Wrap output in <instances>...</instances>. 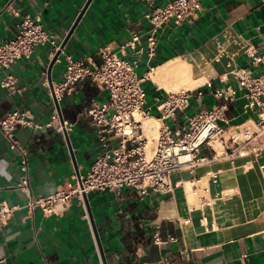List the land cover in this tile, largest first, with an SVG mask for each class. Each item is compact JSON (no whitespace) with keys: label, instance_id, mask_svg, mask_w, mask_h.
I'll return each mask as SVG.
<instances>
[{"label":"crops","instance_id":"1","mask_svg":"<svg viewBox=\"0 0 264 264\" xmlns=\"http://www.w3.org/2000/svg\"><path fill=\"white\" fill-rule=\"evenodd\" d=\"M86 1L0 0V41L15 35L19 18L10 9H18L22 14H39L43 28L61 43ZM168 1L90 0L63 52L85 64H97L101 46L109 45L118 53L132 32L148 27L143 14L149 2L163 6ZM247 43L264 53L263 0H202L195 18L177 26L167 24L158 32L154 59L148 61L142 55L136 68L139 76L146 74L143 88L147 82L150 88L149 93L145 91L150 118L156 120L159 114L156 97L163 99L168 92L185 88L160 87L148 73L175 59L186 62L192 80L198 81L189 89L204 90L201 97L191 96L189 112L209 109L220 101L205 83L210 81L213 88L236 86L233 69L250 66L242 53ZM50 51L46 43L37 46L29 58L15 61L11 72L16 77V92L0 87V118L18 110L38 124L36 128L19 125L15 135L27 152L30 190L42 195L72 180L76 171H88L100 147L85 110L90 100L108 98L105 90L84 80L75 92L59 100L62 117L72 123L70 149L63 133L47 126L56 109L48 92ZM60 56L61 61H54L50 70L51 83L63 77L65 61ZM126 57H133L128 49ZM225 73L228 79L222 81ZM243 103L238 92L219 124L227 127L243 121L248 116ZM168 124L180 128L183 119L177 114ZM204 149L207 153L201 155L210 157L211 152ZM18 162L17 151L0 132V202L19 206L0 227V264H102L85 204L73 201L58 217L38 209L29 213L22 206L25 192L16 187ZM213 173L216 178L211 177ZM170 181L174 189L165 196L152 191L141 195L131 188L87 195L107 264H161L164 260L169 264H264V149L257 155L214 159L192 170L175 171ZM157 227L159 244L153 238Z\"/></svg>","mask_w":264,"mask_h":264},{"label":"built area","instance_id":"2","mask_svg":"<svg viewBox=\"0 0 264 264\" xmlns=\"http://www.w3.org/2000/svg\"><path fill=\"white\" fill-rule=\"evenodd\" d=\"M201 8L202 0H169L163 6L149 2L143 14L148 27L132 32L119 46L118 53L109 45L101 46L97 51L99 62L92 65L66 55L60 49L57 36L43 28L39 14H22L18 9H10L19 20L15 35L0 41L2 89L8 93L16 92V77L11 72L15 61L29 58L37 46L49 43L51 59L59 50L55 61H61V54L65 61L62 79L52 83L58 102L64 95L75 92L84 80H89L108 95L104 101L90 100L85 110L94 127L99 153L86 173H75L72 180L61 183L48 195L31 192L27 152L15 135V128L19 125L36 128L38 124L24 111L18 110L0 118V132L19 155L20 176L16 187L25 192L27 198L22 206L29 213L38 209L46 216L58 217L73 201L84 206L83 194L106 189L119 193L123 188H131L141 195L152 191L165 196L173 192L170 175L175 171L192 170L214 159L257 155L264 149V53L251 43L242 46V53L250 66L234 68L231 72L236 86L213 88L210 81L205 83L219 103L209 109L189 112L191 96L201 97L204 93L201 87L168 92L163 99L156 97L154 100L159 112L156 136L149 137L143 126V120L150 117V108H146V92L142 86L145 74L139 76L136 71L139 57L145 55L148 61L154 59L158 32L167 24L177 26L195 18ZM127 49L132 58L126 57ZM253 68L261 71L254 72ZM220 79L227 80L228 74H223ZM48 92L52 97V91L48 89ZM238 92L248 116L238 124L222 127L219 121L225 119L228 102L235 100ZM177 114L183 119V125L173 128L168 120L175 119ZM63 120L61 124L55 109L47 126L62 133L65 129L68 133L72 130V123ZM215 143L220 145L219 153ZM201 147L208 149L211 156L201 155ZM211 177L216 178V175L213 173ZM17 207L0 202V227L8 223ZM167 237L172 239L170 235ZM153 238L157 244L162 242L159 227ZM161 264L169 263L164 260Z\"/></svg>","mask_w":264,"mask_h":264},{"label":"bare ground","instance_id":"3","mask_svg":"<svg viewBox=\"0 0 264 264\" xmlns=\"http://www.w3.org/2000/svg\"><path fill=\"white\" fill-rule=\"evenodd\" d=\"M205 66H207V65H205ZM200 74H201V72H200ZM145 76H146V74H145ZM148 77L151 78V80L154 81L158 86L164 87L166 89L170 87V83L171 84H174V83L175 84L176 83L186 84L187 82L192 81L191 83H192V87H193L198 82V81L192 80L191 71H190L189 66L186 64V62H184L180 59H175V60L169 61V62L165 63L164 65L157 67L152 72L148 73ZM191 83H190V85H191ZM148 118H150V117H148ZM150 119H152V118H150ZM156 121H158V120L156 119ZM158 126H159V121H158ZM144 127L146 128V130H149V128H151L152 129L151 131H155L154 134H152L151 136H153V137L156 136V132L158 130V127L154 128L152 124H149V125L144 126ZM215 149L218 153L220 152L221 148H220V145L218 143H215Z\"/></svg>","mask_w":264,"mask_h":264},{"label":"water","instance_id":"4","mask_svg":"<svg viewBox=\"0 0 264 264\" xmlns=\"http://www.w3.org/2000/svg\"><path fill=\"white\" fill-rule=\"evenodd\" d=\"M90 0H87L84 4V6L82 7L80 13L78 14V16L76 17L74 23L72 24V26L70 27V29L68 30L67 34L65 35L63 41L60 43V49H62L66 43V41L68 40V38L70 37L72 31L74 30L77 22L79 21L82 13L84 12V10L86 9V7L88 6ZM59 50L55 53V55L52 57V59L50 60V63H49V66H48V70H47V76H48V80H49V84H50V90L52 91V98H53V102L55 104V108H56V111H57V114L59 116V120L61 122V124H63V117H62V114L60 112V107H59V102L57 101L54 93H53V86H52V83H51V79H50V70L52 68V65L57 57V55L59 54ZM63 135L65 136L66 138V141L68 142V145H69V148L71 149V146L69 144V139H68V133L66 132V130L64 129L63 130ZM72 158H73V155L71 154ZM76 174L78 175L79 172L76 171ZM83 199H84V204L86 206V209H87V213L89 215V218H90V222H91V225H92V228L94 230V235H95V238H96V243H97V246H98V249H99V253H100V257H101V261H102V264H107L106 263V259H105V256H104V252H103V249H102V245L100 243V240H99V237H98V234H97V231H96V228H95V223H94V220H93V217H92V213H91V210L89 209V206H88V200H87V195L86 194H83Z\"/></svg>","mask_w":264,"mask_h":264},{"label":"rangeland","instance_id":"5","mask_svg":"<svg viewBox=\"0 0 264 264\" xmlns=\"http://www.w3.org/2000/svg\"><path fill=\"white\" fill-rule=\"evenodd\" d=\"M137 73H138V71H137ZM191 82L189 81L186 84H179V83L171 84L170 83V87L167 88V89L168 90H175V89H178L179 87H182V88H185V89H189V86L192 87V83ZM190 83H191V85H190ZM144 88H145V91L147 93L150 92V88L148 87V82L144 85ZM149 124H152L154 128H157L158 127V121H156V120L148 119V118H146V119L143 120V125L144 126H147ZM151 130H152L151 128H149V130H147V134L149 135V137H151V135L154 134V132H155V131H151ZM200 152H201V154L202 153H207V151L203 147L200 148Z\"/></svg>","mask_w":264,"mask_h":264}]
</instances>
